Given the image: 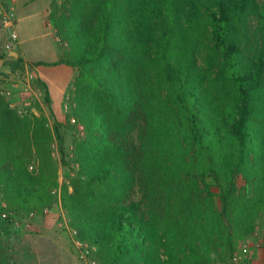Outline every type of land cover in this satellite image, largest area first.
Returning <instances> with one entry per match:
<instances>
[{
	"label": "trees",
	"instance_id": "1",
	"mask_svg": "<svg viewBox=\"0 0 264 264\" xmlns=\"http://www.w3.org/2000/svg\"><path fill=\"white\" fill-rule=\"evenodd\" d=\"M52 18L78 67L61 201L80 236L104 264L225 261L264 222V0H68ZM56 139L0 95V212L57 201Z\"/></svg>",
	"mask_w": 264,
	"mask_h": 264
},
{
	"label": "crops",
	"instance_id": "2",
	"mask_svg": "<svg viewBox=\"0 0 264 264\" xmlns=\"http://www.w3.org/2000/svg\"><path fill=\"white\" fill-rule=\"evenodd\" d=\"M10 1L0 0V71H15L23 65L33 69L36 83L45 93V108L56 117L59 114L57 121H63L62 101L76 79L78 67L64 59V46L56 38V29L48 22L50 10L58 0H13L20 44L11 56L6 50L9 34L1 21V9ZM39 108L44 106L39 105ZM65 141L59 145L65 151L62 157L67 160L73 149L69 133ZM59 165V179L66 182L68 178L61 175V167H66L69 174V165L62 162ZM61 211L62 204L55 202L50 214L38 216L31 228L15 232L2 254L6 264H85L79 259L69 234L58 225ZM258 258L263 261L264 248L259 250Z\"/></svg>",
	"mask_w": 264,
	"mask_h": 264
},
{
	"label": "built area",
	"instance_id": "3",
	"mask_svg": "<svg viewBox=\"0 0 264 264\" xmlns=\"http://www.w3.org/2000/svg\"><path fill=\"white\" fill-rule=\"evenodd\" d=\"M50 12L52 13V10H50ZM1 21L3 28H5L9 34L6 50L9 56H11L10 53L16 51V48L20 44V36L17 29L16 7L13 0L7 2V4L1 9ZM48 22L54 27V29H56V38L62 43L63 40L58 34L52 18L48 19ZM71 88L72 90L75 88L74 83ZM72 90L65 93L62 101V111L63 114H65L64 116H66V114L68 115L70 123L84 134V125L79 122L75 115L70 114V108L75 105L73 100L74 95L71 92ZM0 95L7 98L10 105L17 109L21 115L39 116L43 113L46 116L47 125L53 127L56 119L52 112L45 108V93L43 88L37 85L36 74L33 69L23 65V67L21 66L15 71H0ZM19 95L20 97L17 98ZM39 105H43L44 108H39ZM56 145L57 141L55 140L53 143L54 153ZM71 156L73 158V152ZM33 166L34 165H31V168H33ZM72 167L73 169H77L78 164L75 163V161H72ZM74 173L75 172L73 171L72 174ZM64 182L60 181V185L52 190V193L57 196L56 202L61 204L62 185ZM52 209L53 206H46L40 214L35 211H14L8 209L6 202H3V210L1 211L0 217L5 223V226L9 227L12 232H20L24 229L31 228L38 216H47L51 213ZM58 225L63 231L69 234L72 245L81 261L85 264H104L99 257L98 245L80 236L79 229L73 225L72 217L66 210H64L63 206L58 219ZM263 248V235L261 230L257 229L253 235L241 239L233 252L222 262V264H261V261L258 258V252L259 250H263Z\"/></svg>",
	"mask_w": 264,
	"mask_h": 264
},
{
	"label": "rangeland",
	"instance_id": "4",
	"mask_svg": "<svg viewBox=\"0 0 264 264\" xmlns=\"http://www.w3.org/2000/svg\"><path fill=\"white\" fill-rule=\"evenodd\" d=\"M67 1L68 0H58V1H56V5L54 6V8L52 10V13H51V18H52V15L54 14V12L58 8H60ZM52 20H53V18H52ZM53 22H54V20H53ZM57 31H58V29H57ZM62 46H64V49H66L67 43L64 42V40L62 41ZM74 89L72 90V88H70V89H68V91L69 90H72L71 92L73 94L74 93ZM66 93H67V91H66ZM72 109H73V106H72V108H70V112H71L70 114L73 115ZM63 115H65V114H63ZM55 119L56 120H55V123H54L53 127H49V128L53 131V130H55V127H58L59 132H60V135L63 138V141H65L66 135L68 133L70 134V142L71 141L73 142L74 139H76V138L79 139V138H81V137H83L85 135V133L82 134L77 127H75L74 125H72L70 123L67 114H66V116H64V120L63 121H60L59 122V121H57V118H55ZM56 141H57V145L55 147V153H54V155H55L56 159L58 160V162L59 163L62 162L63 165H64V163H65L64 162V158L62 157V154H61V153H64V151L60 148L58 139H56ZM65 148H66V153H67V149H68L67 146ZM72 151H73V149H72ZM71 155H72V153H69V156L67 158L69 160H66V159L65 160L66 161H70V162L74 161V159L72 158ZM61 168H63V172H62L61 175L64 176V177H67L68 178V181H69L70 180L69 179L70 178V173L68 174V171H67L66 167H61ZM69 168H70V171L73 169L72 163H71V165H69ZM59 170H60V166H59ZM238 183L244 189V191L246 193H251L252 192V186L249 185L242 177H239L238 178ZM0 215H1V212H0ZM0 219H1V217H0ZM260 230L262 232L263 239H264V222H263L262 227H260ZM16 234L17 233L12 232L9 227H6L4 222L0 224V257L2 256L3 252L7 249V246H8L7 241L10 240V238L13 237ZM222 262H223V260L217 255L216 256V261H215L214 264H222ZM261 264H264V258H263V261L261 262Z\"/></svg>",
	"mask_w": 264,
	"mask_h": 264
}]
</instances>
